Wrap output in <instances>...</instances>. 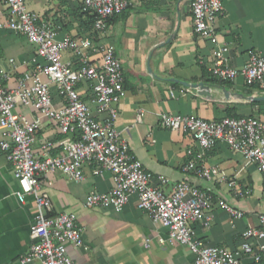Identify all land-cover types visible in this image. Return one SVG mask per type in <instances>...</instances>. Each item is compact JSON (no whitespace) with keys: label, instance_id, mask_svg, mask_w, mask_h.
<instances>
[{"label":"crops","instance_id":"1","mask_svg":"<svg viewBox=\"0 0 264 264\" xmlns=\"http://www.w3.org/2000/svg\"><path fill=\"white\" fill-rule=\"evenodd\" d=\"M223 3L216 39L194 31L192 0H131L125 11L108 19L103 34L94 35L93 17L83 10V0H29L28 6L53 24L59 37L91 38L94 59L101 58L106 44L115 45L124 70L125 94L118 103L117 119L122 136L155 174V183L167 192L181 179L209 190L214 196L213 217L208 226L196 223V232L207 243L237 249L245 240L247 228L259 226V216L264 213V178L258 164L223 142L204 150L191 133L161 122V114L166 111L207 119L255 115L264 120V88L247 84L243 76L223 80L211 72L218 45H229L227 63L233 66H243L252 52L264 55V0ZM8 15L7 4L0 0V19ZM70 57V50L64 52L65 59ZM42 60L36 45L23 33L0 28V68L7 69L6 82L11 87ZM183 81L208 83L214 97L200 94L197 87ZM52 88L55 90L54 84ZM226 89L230 91L228 96ZM79 90L97 112L91 82H81ZM55 101L57 105L63 103L59 97ZM17 109L32 117L39 114L31 106L19 105ZM37 133V151L45 139L58 142L54 152L62 149L60 141L65 134L54 120L42 117ZM191 158L199 165H217L222 175L206 179L196 169L184 171L183 165ZM94 169L93 162L86 163L81 180L62 171L45 174L40 180L41 190L50 194L55 212L78 213L84 242L69 244L74 260L79 264H188L195 257L180 242L159 241L166 229L139 208L135 193L122 209L86 206L84 201L92 189L107 191L114 184L110 170L95 173ZM162 176L168 182L163 183ZM231 181L235 183L230 185ZM17 187L11 163L0 156V264H43L40 259L20 262L31 247L30 228L38 207L33 196L21 203L15 194ZM218 198L242 210L243 216L234 218L218 204ZM147 238L152 239L150 246L146 245ZM241 264H264V253L259 261L249 253L243 254Z\"/></svg>","mask_w":264,"mask_h":264},{"label":"built area","instance_id":"2","mask_svg":"<svg viewBox=\"0 0 264 264\" xmlns=\"http://www.w3.org/2000/svg\"><path fill=\"white\" fill-rule=\"evenodd\" d=\"M4 1L9 15L0 19V28L23 33L36 45L37 54L43 59L34 70L25 71L15 87L6 82L7 69L0 68V156L11 163L12 174L18 182L15 194L20 202L33 196L38 207L30 228L31 247L20 262L40 259L43 264H79L69 252V244L84 242L78 213L55 212L50 194L41 190L40 180L54 171L81 180L88 162L94 163L95 173L110 170L114 184L107 191L92 189L84 201L86 206L122 209L135 193L139 208L166 229L165 235H159V241L180 242L195 254L188 264H241L242 255L248 253L259 261L264 253V213L259 216V226L247 228L240 248L207 243L197 234L195 224L211 223L213 194L187 179L177 181L167 192L155 183V174L122 136L117 119L118 103L125 94L124 70L115 45L106 44L101 58L94 59L95 48L88 36L59 37L53 24L29 8V0ZM130 3L131 0H83V10L92 14L94 30L103 34L108 19L125 11ZM223 6V0H192L194 31L199 36L216 39ZM229 48L223 44L214 49L212 74L223 80L243 76L247 84L264 88V55L252 52L243 66H233L227 63ZM68 50L72 57L65 59L64 52ZM86 81L92 84L97 112L80 94L79 84ZM57 97L62 98L61 105L56 104ZM19 105L31 106L39 114L32 117L20 112ZM42 117L54 120L65 134L60 141L61 150L54 152L58 145L54 139L41 141L40 151L35 149ZM138 119L141 120L140 115ZM161 122L166 127L191 133L204 150L219 142L226 143L249 162H256L264 178V120L260 117L226 115L207 119L166 111L161 114ZM193 169L206 179L222 175L217 165H199L191 158L183 170ZM161 181L168 182V178L162 176ZM217 202L234 218L244 214L224 198H218ZM151 242V238L146 239L147 246Z\"/></svg>","mask_w":264,"mask_h":264},{"label":"water","instance_id":"3","mask_svg":"<svg viewBox=\"0 0 264 264\" xmlns=\"http://www.w3.org/2000/svg\"><path fill=\"white\" fill-rule=\"evenodd\" d=\"M183 82L187 85L197 87L199 89L198 92L202 95H205L207 97H214V92L212 91L210 85L206 82H196V83H190L187 81H183ZM225 93L228 96L230 94V91L226 89Z\"/></svg>","mask_w":264,"mask_h":264},{"label":"trees","instance_id":"4","mask_svg":"<svg viewBox=\"0 0 264 264\" xmlns=\"http://www.w3.org/2000/svg\"><path fill=\"white\" fill-rule=\"evenodd\" d=\"M87 13H90L89 11H87ZM91 14V13H90ZM91 16H92V14H91ZM91 22H92V26H93V18L91 19ZM97 33V31L95 30L94 32H93V35L94 34H96Z\"/></svg>","mask_w":264,"mask_h":264}]
</instances>
